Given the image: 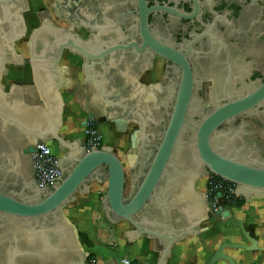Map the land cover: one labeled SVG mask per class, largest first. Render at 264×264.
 <instances>
[{
    "label": "flooded vegetation",
    "instance_id": "obj_1",
    "mask_svg": "<svg viewBox=\"0 0 264 264\" xmlns=\"http://www.w3.org/2000/svg\"><path fill=\"white\" fill-rule=\"evenodd\" d=\"M71 34L101 48L120 46L103 58L108 90L123 97L152 94L146 146L150 155L160 142L183 80L191 84L184 122L156 188L159 198L152 199V205L164 204V197L170 200L169 191L163 190L166 184L176 188L201 182L206 189L212 173L196 151V128L211 113L248 97L252 103L223 120L212 132L210 145L222 155L264 169V0H144V6L140 0H0V55L6 60L19 57L13 53L17 47L28 50L35 43L44 50L67 41ZM152 40L166 47L170 57H160ZM25 55L29 57V52ZM72 57L77 56L64 49L60 62ZM70 69L82 74L80 64ZM95 69L101 71L98 65ZM130 107L128 99L114 108L107 105L109 111L128 118ZM2 189H12L21 197L18 183ZM52 189L41 188L38 199ZM201 203L202 214H209L205 192ZM46 249L54 257L46 255ZM260 251L264 264V246ZM0 264L87 263L55 210L38 219L0 216Z\"/></svg>",
    "mask_w": 264,
    "mask_h": 264
},
{
    "label": "water",
    "instance_id": "obj_2",
    "mask_svg": "<svg viewBox=\"0 0 264 264\" xmlns=\"http://www.w3.org/2000/svg\"><path fill=\"white\" fill-rule=\"evenodd\" d=\"M140 3L144 6V0H140ZM145 17L144 13L142 15L143 25L145 24ZM67 39V41H62L44 50H40L35 43L28 46L32 81L45 108L30 106L22 101L20 88L10 85L9 92L2 93V85H0V118L3 121L1 127L7 128L8 124H11L19 128L21 134L27 132L42 138V140L56 141L60 149L69 147L70 144L66 143L58 134L62 123V103L57 98V91L65 88L68 83L63 72L68 73L70 67L63 70L59 68V63L62 51L64 49L69 50L74 56L81 59L80 69L84 76V82L93 83L97 89L98 98L106 102L105 117L128 118L124 114H119L115 110L109 111L107 108V105L114 108L123 99H128L133 106L129 108V113L140 120V131L137 133L140 161L136 162L134 166H129L130 186L128 194L125 195L124 192V166L109 146L87 152L81 145L79 149L71 151L68 156L58 158L56 165L62 176L56 186H53V189L40 199H38V195L41 187L33 181L27 182L13 170L17 160L15 153H11L0 157V216L38 219L39 216H45L58 210L62 220L71 230L74 241L82 254L76 241V228L66 219L63 208L74 200L77 193L85 192L89 182L103 181L106 182V193L102 201L106 218L108 220L110 218L112 222L117 220L128 222L132 228L123 233L128 242L140 236L156 237L162 240L163 248L158 256L157 264H166V258L172 244L184 233L181 230H173L169 221L171 208L178 203L177 196L182 190L183 184L180 186L177 184L176 188L175 185L166 184L163 190L169 191L170 200L164 197V204H159V206H154V203L152 205L151 202L152 199L158 200L159 198V195L156 194V188L166 173L172 149L184 122L191 84L188 80H183L160 142L155 146L154 153L150 155L146 146H149V122L153 118L148 106V103L153 99L152 94L149 92L140 93L137 97L139 102H134L132 100L137 99L134 94L130 93L127 97H123L113 89L108 90L107 68L103 63V58L105 55L111 56L120 46L105 44L101 48L82 40L77 34H71ZM152 41L151 46L160 57H170L166 47L157 41ZM19 60L20 55L18 58L14 57L10 60H6L3 55H0V75L5 69L4 62L19 63ZM112 62L110 61V65H113ZM96 65L101 68V71L95 69ZM251 103V99L248 97L235 106L219 109L207 116L195 131L196 151L207 169L211 173L238 185V188L233 192L248 201L254 198H264V169L252 167L220 154L211 147L210 136L223 120L238 113L240 106L245 107ZM122 123L124 124V122ZM34 144V141L31 140L29 148L25 151L31 152ZM178 182L182 183V181ZM17 183L20 185V198L16 197L12 189L9 191L2 189V187L8 188ZM145 211L151 218L144 213ZM164 215L166 216L163 217ZM112 216H116L118 219L115 220ZM222 216L226 217L233 225L242 224L233 216L231 205H227ZM42 237L46 238V234L42 233ZM226 245L245 248L244 245L238 243H227ZM46 255L54 257L50 249H46ZM218 256L216 253L206 264H211ZM220 256L224 257L229 264H234L229 256L223 254Z\"/></svg>",
    "mask_w": 264,
    "mask_h": 264
},
{
    "label": "crops",
    "instance_id": "obj_3",
    "mask_svg": "<svg viewBox=\"0 0 264 264\" xmlns=\"http://www.w3.org/2000/svg\"><path fill=\"white\" fill-rule=\"evenodd\" d=\"M26 51L29 52V49L26 50L22 46L15 49L14 53L20 55L19 63L4 62L3 66L8 71L0 75L2 93H8L10 85H14L20 88L22 101L30 106L45 108L32 81ZM74 64L79 65L81 61L77 57H72L69 61L60 62L59 68L67 70ZM63 73L68 83L65 88L57 91V98L62 103V123L58 134L70 144L69 147L60 149L56 141L42 140L27 132L21 134L19 128L11 124H8L7 128H2L3 121L0 118V157L15 153L17 164L13 170L27 182H32L34 172L32 155L31 152L25 151L29 148V142L46 141L57 160L66 157L71 151L81 147L84 122L87 117H92L102 128L104 139L107 137L106 131V135L113 139L111 143H105L104 140V146L111 147L124 166V192L127 195L130 186L129 166H134L140 161L137 137L140 120L135 115L124 119L105 117L106 102L98 98L93 83L84 82L83 74L74 70L70 69L68 73ZM149 77L148 72H145L144 79L148 80ZM205 190L204 183L201 182L182 186L177 196L179 201L171 208L169 221L173 230H181L184 233L172 244L166 264H206L216 253L219 256L211 264H229L220 256L221 254L229 256L234 264H260L262 258L260 250L264 246V198H254L239 207L233 206V216L242 223L233 225L222 215H213L210 212L202 214L200 204ZM105 193L106 182L91 181L87 184L85 192L77 193L74 200L63 208L66 219L76 228L77 241L84 255L92 254L98 259V264H114L121 257L134 259L138 264H157L163 248L162 240L140 236L128 242L123 234L132 228L128 222H111L116 225L112 230L105 226V221L108 220L106 216H102ZM111 233L118 237L122 246L118 251L101 255L93 240L99 235L109 236ZM227 243H238L245 248L227 246Z\"/></svg>",
    "mask_w": 264,
    "mask_h": 264
},
{
    "label": "built area",
    "instance_id": "obj_4",
    "mask_svg": "<svg viewBox=\"0 0 264 264\" xmlns=\"http://www.w3.org/2000/svg\"><path fill=\"white\" fill-rule=\"evenodd\" d=\"M82 146L85 151L100 149L104 146L103 134L100 127L92 117H88L84 122V137ZM33 161V182L43 188L46 186H56L59 178L62 176L57 167V158L52 153L51 148L46 141H38L34 144L31 151ZM235 184L223 179L215 174H210L206 179L205 194L208 201V210L213 215L221 216L226 210L227 205L233 207L237 199H243L241 195L233 192ZM232 192V193H231ZM111 246L112 242L109 243ZM87 264H98L95 256H85ZM114 264H138L136 260L127 257H121Z\"/></svg>",
    "mask_w": 264,
    "mask_h": 264
},
{
    "label": "rangeland",
    "instance_id": "obj_5",
    "mask_svg": "<svg viewBox=\"0 0 264 264\" xmlns=\"http://www.w3.org/2000/svg\"><path fill=\"white\" fill-rule=\"evenodd\" d=\"M88 118V117H87ZM93 120L95 121V119L93 118ZM96 124L99 126V124L97 123V121H95ZM100 127V126H99ZM101 128V127H100ZM101 132L102 134L104 135L103 133V130L101 128ZM106 134H107V131H106ZM105 134V139L103 137V139L105 140V143H111V141L113 140L111 138V136L109 137L108 135ZM119 148V147H117ZM116 150V149H115ZM119 154H122V152H120L119 150H116ZM237 200H240V199H237ZM243 200V199H241ZM245 203V201L243 200V204ZM242 204V205H243ZM103 217H105V214H102ZM111 219L109 218V220H106L105 221V226H107L109 229H115L116 228V225H113L111 224ZM127 223V222H126ZM77 241V239H76ZM78 242V241H77ZM112 242L113 245L111 246L109 243ZM93 244L94 245H97L98 246V251L100 250L101 251V255H105V254H108L109 252L111 251H118V249L121 248V244L118 240V237L111 233L109 236H104V235H99L98 237H96L94 240H93ZM78 246H79V243H78ZM80 247V246H79ZM81 248V247H80ZM82 251V250H81ZM82 255H84L83 251H82ZM84 256H88V254L84 255Z\"/></svg>",
    "mask_w": 264,
    "mask_h": 264
},
{
    "label": "trees",
    "instance_id": "obj_6",
    "mask_svg": "<svg viewBox=\"0 0 264 264\" xmlns=\"http://www.w3.org/2000/svg\"><path fill=\"white\" fill-rule=\"evenodd\" d=\"M243 204V200H237L236 202L233 203L234 207H239ZM92 256V254H88V257Z\"/></svg>",
    "mask_w": 264,
    "mask_h": 264
}]
</instances>
